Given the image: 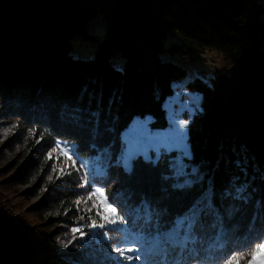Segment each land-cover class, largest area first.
Wrapping results in <instances>:
<instances>
[{"label": "trees", "instance_id": "trees-1", "mask_svg": "<svg viewBox=\"0 0 264 264\" xmlns=\"http://www.w3.org/2000/svg\"><path fill=\"white\" fill-rule=\"evenodd\" d=\"M263 1L0 0V125L16 122L21 134L33 138L30 155L10 180L28 185L39 178L24 193L38 197L32 210L45 228L60 233L80 228L87 235L79 247L90 248L89 240L100 237L88 227L100 220L92 207L96 195L87 199L80 186L85 171H77L79 163L47 183L52 171L45 154L53 149L58 154L61 141L78 157L105 153L111 161L108 175L95 177L94 184L104 186L108 201L114 199L118 211L127 209L128 215L127 224L107 228L128 227L147 241L166 231L194 201L206 200L222 217V242L208 252L216 235L213 225L221 222L209 214L189 247L207 256L203 264H224L239 251L244 253L239 264H248L247 253L264 237ZM99 14L106 21L102 36L90 32V21ZM169 37L176 40L167 45ZM93 39H99L93 57L74 52L75 43ZM189 49L219 51L228 65L211 84L200 78L188 83L203 95L188 127L191 181L185 184L173 174L174 152L156 161L138 155L126 173L115 163L123 131L136 117L149 115L152 128L168 126L165 102L187 71L163 55H186ZM83 199L89 201L86 206ZM145 202L153 211L150 223L142 212L137 215ZM108 233L113 240L123 237ZM27 239L0 208V264H93L86 256L41 260ZM94 242L92 248H101ZM157 259L150 248L147 264ZM114 260L96 264H119ZM136 262L145 264L143 258Z\"/></svg>", "mask_w": 264, "mask_h": 264}, {"label": "rangeland", "instance_id": "rangeland-1", "mask_svg": "<svg viewBox=\"0 0 264 264\" xmlns=\"http://www.w3.org/2000/svg\"><path fill=\"white\" fill-rule=\"evenodd\" d=\"M264 3V1H263ZM90 32L99 36L104 35L106 31V21L104 17L99 14L90 21ZM98 36V37H99ZM96 37V36H95ZM172 40H176L173 37H169L166 40V44L169 45ZM96 41L86 40L83 45L74 46V52L79 56L93 57L96 51ZM163 58L174 61L182 66L187 71V76L179 82L174 84L175 92L165 102V108L167 109V117L169 124L166 128L155 129L152 128L150 123L152 116L136 117L130 126L125 129L122 133V151L125 146L129 144H144V150L147 152V156L151 157L152 160H158L164 153H175L173 155V165L176 162H180L184 166V174L180 176V182L191 181V171L194 167L190 165L188 158L191 157L189 133L188 127L194 114L201 109V102L203 95L200 92L192 91L188 87V83L196 78L212 83V79L216 77L218 72H226L228 69L227 61L224 55L216 50L211 49H189L186 55L182 53L165 54ZM187 121V126H184V122ZM180 131L183 133L182 139L177 138L176 133ZM151 138L152 141H159L168 139L174 142V147L167 149L161 148L159 150V158H157V152L155 149L147 148V138ZM33 141L32 134H21L20 125L16 122H4L0 125V208L5 212L8 218H10L15 225L18 226L22 231L27 232L29 241L33 243V247L37 248L39 252L38 257L41 260H52L57 257H76L80 258L86 256L92 260L93 264L101 263L102 260H108L111 257L116 258L121 256V253L109 252L107 242L101 243L98 250L92 248L95 246L94 240L101 241L102 237H96L94 239H88L91 243L90 248L82 245L79 247L81 235H77L73 231H67V228L62 232H55L53 229L45 228L42 224L43 220L32 210V206L39 199L38 197L29 196L25 194V190L32 187L35 183L39 182V178L35 177L31 184H19L11 182L10 176L17 170L18 165H21L25 157L30 155L31 147L30 143ZM66 143L59 142L61 148ZM68 145V144H67ZM69 147H72L68 145ZM61 148H58V154L56 150H51L52 158L49 159L46 153L44 161L47 162L50 167L55 164L56 171L51 172L52 180L55 177L61 176L60 169L63 168L64 172L67 171L68 167L72 165V161L68 160L67 156L63 154ZM73 148V147H72ZM74 150V149H73ZM75 153V151H74ZM120 153V155H121ZM119 155V156H120ZM144 158L145 155L141 154ZM74 159L80 164L81 161L88 165H91L96 159L95 157L81 158L76 157ZM138 156V155H137ZM136 157V156H135ZM131 161V168H132ZM16 168V169H15ZM88 172L90 176L92 173L89 169H83ZM89 176V179L91 178ZM51 180H47L50 183ZM46 188H43L40 192H45ZM96 198L93 200V205L97 208L101 207L100 201L104 200V196L99 193L95 194ZM86 201V202H85ZM109 202V201H108ZM89 201L87 199L81 200L82 206H86ZM90 205V204H89ZM92 205V207H93ZM91 207V205H90ZM94 208V207H93ZM110 213V210H109ZM105 213V214H109ZM49 216V215H47ZM100 223L101 218L99 216ZM97 223V224H100ZM108 224L107 226H109ZM98 230L95 236L100 235L101 229ZM92 235H94L92 231ZM109 237H112L109 234ZM67 245V246H65ZM128 246V245H126ZM124 255H132V253H124ZM116 260V259H115ZM114 260V261H115ZM125 264H138L135 259L132 261L124 260ZM116 264V262H115Z\"/></svg>", "mask_w": 264, "mask_h": 264}, {"label": "snow or ice", "instance_id": "snow-or-ice-1", "mask_svg": "<svg viewBox=\"0 0 264 264\" xmlns=\"http://www.w3.org/2000/svg\"><path fill=\"white\" fill-rule=\"evenodd\" d=\"M73 119H77V117L74 116ZM187 123V121L184 122L185 127L187 126ZM176 136L177 138L182 139L183 133L177 131ZM174 146V142L168 139L152 141L150 137L147 138V148L155 149L157 152V158H159V150L161 148L167 149ZM144 147V144L141 143L129 144L125 146L115 163L121 166L126 173L131 172V161L135 158V156L143 154L146 159H151V157L147 156V152L144 150ZM57 148H61V145L58 144ZM61 151L65 156H67L68 160L72 161V166L75 167L76 160L73 158L75 155L73 148L64 144ZM105 155V153L98 154L91 165L81 161L77 171L87 168L92 173L93 179H89V173L85 172L80 185L81 187L86 188L88 193L87 199H92V197L97 193L104 196V200L100 201L101 207L96 210V215L100 216L102 222L97 224L94 220H92L90 221L88 227H98L102 229L100 233L102 240L99 242H107L109 252L121 253V256H117L115 258L119 261V264H124V260L132 261L135 259L140 261L142 258L144 259L145 264H147V254L150 248L159 255V259L152 261L151 264H197L198 261L203 264V262L207 260V256L202 257L198 249L194 247L190 248L189 245L195 242L197 236L196 229L199 225H201L204 217L209 214L214 215L215 218L221 222L213 225L216 229V235L213 243L208 245V252H212L216 248L220 247L224 235L222 217L216 215L214 205H209L206 200L194 201L182 216L176 218L172 222L171 226L166 231H157L156 234L150 236L147 241H145L142 236H134L132 229L128 227L107 228L106 225L108 224L113 226L117 224H127L125 216L128 215V211L127 209L123 212L118 211L115 206L116 202L114 199L112 202H108L107 195L104 192V186L96 187L94 184L95 177L103 178L108 175L109 168L111 167V161L105 160ZM47 156L51 159L52 153L49 152ZM51 171H56L55 164L51 166ZM60 172L64 174V169L61 168ZM173 174L177 177L183 176L184 174V166L179 161L173 165ZM47 180H52V175H48ZM184 183L187 184L188 181H185ZM176 186L182 187L183 185L178 184ZM76 204L77 211H79L80 209L78 206L80 201L77 200ZM93 207H96V205L94 204ZM87 211H92V208H88ZM141 212L143 213L142 219L146 223H150L153 219V211L146 202L142 204L141 209L137 210V215L139 216ZM72 231L79 232L81 234V238L87 235V233L82 232L80 228H74ZM109 231L122 233L123 237H117L113 240V238L108 235ZM137 243L141 245L143 251L141 250V247L132 246ZM129 252L132 253V255H124V253ZM242 255H244L243 251L230 253L229 256L224 258V264H239V257ZM247 255L251 257L248 264H264V237H262L258 243L253 245L251 251L248 252Z\"/></svg>", "mask_w": 264, "mask_h": 264}, {"label": "built area", "instance_id": "built-area-1", "mask_svg": "<svg viewBox=\"0 0 264 264\" xmlns=\"http://www.w3.org/2000/svg\"><path fill=\"white\" fill-rule=\"evenodd\" d=\"M75 41H80V40H75Z\"/></svg>", "mask_w": 264, "mask_h": 264}]
</instances>
